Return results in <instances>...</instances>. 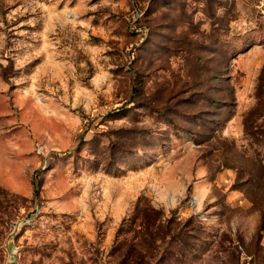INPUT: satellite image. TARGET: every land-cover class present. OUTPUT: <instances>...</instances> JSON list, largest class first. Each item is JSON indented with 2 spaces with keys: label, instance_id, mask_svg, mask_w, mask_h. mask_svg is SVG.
Instances as JSON below:
<instances>
[{
  "label": "rangeland",
  "instance_id": "rangeland-1",
  "mask_svg": "<svg viewBox=\"0 0 264 264\" xmlns=\"http://www.w3.org/2000/svg\"><path fill=\"white\" fill-rule=\"evenodd\" d=\"M10 261L264 264V0H0Z\"/></svg>",
  "mask_w": 264,
  "mask_h": 264
},
{
  "label": "water",
  "instance_id": "water-1",
  "mask_svg": "<svg viewBox=\"0 0 264 264\" xmlns=\"http://www.w3.org/2000/svg\"><path fill=\"white\" fill-rule=\"evenodd\" d=\"M15 231V229H13V231H12V233ZM7 264H14V262L13 261H10L9 263H7Z\"/></svg>",
  "mask_w": 264,
  "mask_h": 264
}]
</instances>
